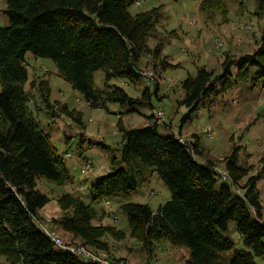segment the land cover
Returning a JSON list of instances; mask_svg holds the SVG:
<instances>
[{
  "label": "trees",
  "instance_id": "trees-1",
  "mask_svg": "<svg viewBox=\"0 0 264 264\" xmlns=\"http://www.w3.org/2000/svg\"><path fill=\"white\" fill-rule=\"evenodd\" d=\"M138 1L6 0L2 8L9 23L0 24V254L11 264H99L58 247L42 223L61 237L58 226L80 239L74 242L105 250L111 248L109 237L126 236L117 225L94 223L98 211L92 202L70 192L56 197L62 211L59 216L43 220L39 214L52 197L38 186V178L43 175L63 184L72 179V174L37 111L43 108L53 118L70 116L80 124L83 120L81 110L52 99L49 78L30 80L26 54L53 59L56 72L92 106L109 109L111 102L128 104V112L142 105L154 107L149 87L138 96L125 88V84L144 75L156 80L158 89L156 73L149 68L138 69L145 55L146 60L150 54L157 58L159 63L155 65L160 64L162 70L171 65L167 55H162V41L154 47L148 44L149 37L155 35L163 5L132 14L129 6ZM227 1L201 0L200 10L211 18L219 12L228 20ZM257 2L255 13L261 15L264 0ZM257 43L253 51L237 57L226 53L220 74L203 64L195 75L182 81L180 103L189 109L183 120L208 95L226 90L234 81H247L251 69L255 84L261 82L264 87V28ZM222 46L223 42L219 48ZM233 67L237 68L234 79ZM98 70L104 72L103 86L95 83ZM148 71L153 72V78L146 74ZM115 78L125 81L118 83ZM29 81L30 89L26 86ZM32 89L38 90L39 102H33L36 96ZM159 122L168 127L167 121L158 118L127 127L120 116L121 158L113 157V170L92 183V199L136 190L156 172L172 192L169 199L156 210L138 201L120 205L128 218L130 234L142 240L148 251H152L154 240L167 238L189 249L186 264H257L255 256L264 255V210L258 188V180L264 176V154L261 168L249 174L248 167L239 163L240 146L235 144L225 160L229 175H221L231 183L218 185L216 175L220 173L215 161L198 157L203 153L199 139L188 141L177 125L183 140L169 127L171 132H161ZM79 152L83 153L82 148ZM232 219L250 250L236 248V241L225 234ZM232 249L234 255L228 258L223 252ZM110 257L127 261L112 253Z\"/></svg>",
  "mask_w": 264,
  "mask_h": 264
},
{
  "label": "rangeland",
  "instance_id": "rangeland-1",
  "mask_svg": "<svg viewBox=\"0 0 264 264\" xmlns=\"http://www.w3.org/2000/svg\"><path fill=\"white\" fill-rule=\"evenodd\" d=\"M200 2L201 0H139L129 6V11L136 14L159 4L163 5L161 19L154 29L155 35L149 37L148 44L154 47L162 41V55H167L171 65L162 70L160 64L155 65L157 58L150 54V59L146 60L145 55L139 61L138 69H152L157 75L158 89L156 80L144 75L125 84V88L132 95L138 96L149 87L154 107L164 109L167 123L181 127L182 134L188 141L199 139V146L203 149V153L198 155L199 159H213L217 166L227 169L226 156L237 144L240 146L239 163L248 167L249 174L256 173L262 166L260 158L264 154V87L261 82L255 84L253 81V69L250 70L251 75L247 81H234L226 90H218L208 95L186 120L183 117L189 109L180 103V99L184 94L182 81L188 75H195L198 67L205 64L215 74H220L223 72L226 53L237 57L257 47L264 28V13H255L257 0H243L242 4L239 0H228L229 19L224 20L219 12L211 18L208 13L200 10ZM5 4L6 0H0V24L3 25L9 23L7 14L2 10ZM216 39L223 41L222 48H219ZM26 59L30 80L40 76L49 78L52 99L67 102L70 107L81 110L83 120V124H80L70 116L53 118L43 108L37 111L41 124L52 134L53 141L64 154L72 174V179L63 184L43 175L38 178V186L52 197L39 211L43 220L61 214L56 199L58 195L63 192L80 195L85 201L92 202L97 209L98 217L93 220L94 223L114 224L126 233L122 239L109 237L112 243L110 249H95L108 252L109 256L112 253L116 257L129 260L131 264H186L189 249L185 245H175L167 238L154 240L152 251H148L142 240L130 234L128 218L120 207L123 202L138 201L149 203L156 210L159 204L169 199L172 192L156 172L140 183L136 190L92 199V183L99 176L113 170V157L121 158L122 137L118 125L120 116L127 127L142 126L146 121L151 123L157 119L154 107L142 105L137 111L128 112V104L111 102L109 109L92 106L83 93L73 88L69 81L56 72L57 65L53 59L36 56L32 52H27ZM236 71L237 68L233 67V79ZM103 77L102 70L96 71V85L103 86ZM114 81L123 83L125 79L115 78ZM26 86L30 87V81ZM32 91L36 96L33 102H39L38 90ZM152 114L155 116H151ZM159 129L164 133L171 132L162 122H159ZM100 141L106 146L100 144ZM80 148L82 154L79 152ZM88 162L92 166L82 173V167ZM216 177L218 185L231 183L221 175ZM246 178L247 175L241 182L244 183ZM81 185L84 186V192L80 190ZM258 188L264 210V176L258 180ZM100 215L103 217H99ZM58 227L56 230L66 240L80 241L72 233ZM225 234L236 241V248L250 250L237 230L234 219L229 221ZM234 252L232 249L223 253L231 258ZM255 260L257 264H264V255H256ZM0 264L11 263L0 254Z\"/></svg>",
  "mask_w": 264,
  "mask_h": 264
},
{
  "label": "built area",
  "instance_id": "built-area-1",
  "mask_svg": "<svg viewBox=\"0 0 264 264\" xmlns=\"http://www.w3.org/2000/svg\"><path fill=\"white\" fill-rule=\"evenodd\" d=\"M215 42L218 46H221L222 40L216 39ZM146 74L153 78V72L148 71ZM155 115L158 119L161 121H167L166 113L162 107H154ZM168 127L173 130L176 136H178L181 140L184 139V137L178 132V127L175 125L168 124ZM91 165L90 163L86 164V166L82 167L81 171L84 173L87 168H89ZM216 170L220 175H222L224 178L228 177V172L225 168H222L220 166L216 165ZM82 190H84V186L80 187ZM42 227L45 229V231L52 237V239L55 241L56 245L58 247H62L65 249H68L74 253H76L79 256L86 257L91 261H96L99 264H131L129 260L127 261H116L111 259L108 252L105 251H99L93 247H90L88 245H85L83 243H75L70 242L68 240H65L63 237H61L57 232L52 231L49 229V226L47 224L42 223Z\"/></svg>",
  "mask_w": 264,
  "mask_h": 264
},
{
  "label": "crops",
  "instance_id": "crops-1",
  "mask_svg": "<svg viewBox=\"0 0 264 264\" xmlns=\"http://www.w3.org/2000/svg\"><path fill=\"white\" fill-rule=\"evenodd\" d=\"M145 124H148V121L144 122V124H142V125H145Z\"/></svg>",
  "mask_w": 264,
  "mask_h": 264
}]
</instances>
